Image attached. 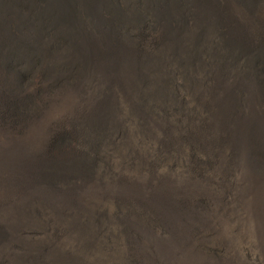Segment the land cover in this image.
<instances>
[{
    "label": "trees",
    "instance_id": "16d2710c",
    "mask_svg": "<svg viewBox=\"0 0 264 264\" xmlns=\"http://www.w3.org/2000/svg\"><path fill=\"white\" fill-rule=\"evenodd\" d=\"M39 2L62 109L27 216L25 0H0V264H264V0Z\"/></svg>",
    "mask_w": 264,
    "mask_h": 264
},
{
    "label": "crops",
    "instance_id": "0c3cea01",
    "mask_svg": "<svg viewBox=\"0 0 264 264\" xmlns=\"http://www.w3.org/2000/svg\"><path fill=\"white\" fill-rule=\"evenodd\" d=\"M39 6V0H25V211L28 210L29 197L32 195L30 190L37 186L38 168L46 150L47 137L44 130L45 123L40 127V124L46 121L43 120L46 110L43 108L42 100L35 95L34 88L30 86L31 80L29 82L27 76L33 62L37 63L35 66L40 65L42 58L39 59L38 52L45 47L39 43V37L45 35L40 26L43 16L39 13ZM30 44L36 46L30 47L28 46ZM33 55L36 56L35 60L32 59ZM49 113L54 121L56 113L60 115V106L56 107L54 103L49 108Z\"/></svg>",
    "mask_w": 264,
    "mask_h": 264
},
{
    "label": "rangeland",
    "instance_id": "374dc122",
    "mask_svg": "<svg viewBox=\"0 0 264 264\" xmlns=\"http://www.w3.org/2000/svg\"><path fill=\"white\" fill-rule=\"evenodd\" d=\"M28 46H30V47H35L36 45H34V44H30V45H28ZM43 46V45H42ZM45 48L46 47H44V49H40L39 50V52H38V56L40 57H38L39 59H41L42 57H43V51L45 50ZM30 49H32V48H30ZM29 49V50H30ZM31 51V50H30ZM32 52V51H31ZM36 58V56L35 55H33V57H32V59L33 60H35V58ZM56 62H57V60L55 59V58H53L52 57V63H53V67L55 68V65H56ZM34 74H36L35 72H31V71H29L28 73H27V76H28V79H29V82H30V80H31V83H30V86H32L33 88L37 85V83H36V81H37V77H36V75H34ZM49 102V101H48ZM46 102V114H45V116L43 117V120H51V118H50V115H51V113H49V108L51 107V105H49V104H51L52 102ZM61 102V101H60ZM60 106V112H61V109H62V105L61 104H59V105H57L56 107H59ZM52 112V111H51ZM46 121H44V122H42L41 124H40V127H42V125L45 123V125H44V130H45V132H46V135L48 134L47 133V130H46V126H47V123L48 122H46ZM55 121V120H54ZM53 121V122H54ZM37 128H38V130H40V128H39V126H37ZM25 153V152H24ZM40 186L37 184V186L36 187H34V188H31V193H32V195L29 197V201H30V199L31 198H33V197H35V196H37V195H39V192H40ZM29 211H30V207H28V210L27 211H25V215H27V216H29ZM25 218H26V216H25ZM253 256H254V254H251V255H249V257L247 256V258H248V260H253ZM242 257H239V260L241 259ZM221 259H223L224 261H226L228 264H230V262L229 261H233L234 260V257L233 256H230V253H225V252H221V253H218L217 255H216V258H213V264H221L222 262H221Z\"/></svg>",
    "mask_w": 264,
    "mask_h": 264
}]
</instances>
